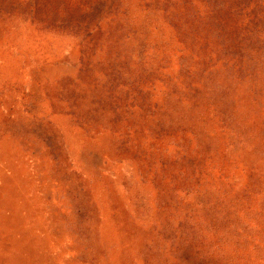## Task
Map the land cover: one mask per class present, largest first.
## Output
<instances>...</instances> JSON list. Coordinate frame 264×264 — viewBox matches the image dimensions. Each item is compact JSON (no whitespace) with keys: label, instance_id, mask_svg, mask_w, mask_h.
I'll use <instances>...</instances> for the list:
<instances>
[{"label":"rangeland","instance_id":"1","mask_svg":"<svg viewBox=\"0 0 264 264\" xmlns=\"http://www.w3.org/2000/svg\"><path fill=\"white\" fill-rule=\"evenodd\" d=\"M0 264H264V0H0Z\"/></svg>","mask_w":264,"mask_h":264}]
</instances>
